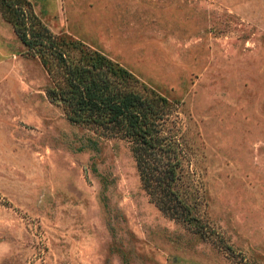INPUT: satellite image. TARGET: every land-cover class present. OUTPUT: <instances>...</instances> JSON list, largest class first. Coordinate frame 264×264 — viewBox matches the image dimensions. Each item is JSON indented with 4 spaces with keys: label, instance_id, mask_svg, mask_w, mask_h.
<instances>
[{
    "label": "rangeland",
    "instance_id": "obj_1",
    "mask_svg": "<svg viewBox=\"0 0 264 264\" xmlns=\"http://www.w3.org/2000/svg\"><path fill=\"white\" fill-rule=\"evenodd\" d=\"M171 101L206 236L161 212L127 142L69 121L0 14V264H264V0H29Z\"/></svg>",
    "mask_w": 264,
    "mask_h": 264
},
{
    "label": "trees",
    "instance_id": "obj_2",
    "mask_svg": "<svg viewBox=\"0 0 264 264\" xmlns=\"http://www.w3.org/2000/svg\"><path fill=\"white\" fill-rule=\"evenodd\" d=\"M0 14L45 69L50 80L46 97L61 107L69 121L97 136L126 141L149 200L206 236L200 183L181 137L178 102L97 48L70 34L53 32L29 0H0ZM236 264L250 263L240 257Z\"/></svg>",
    "mask_w": 264,
    "mask_h": 264
}]
</instances>
